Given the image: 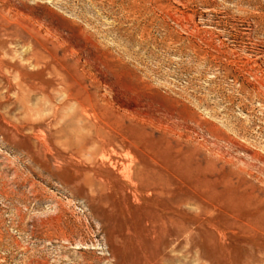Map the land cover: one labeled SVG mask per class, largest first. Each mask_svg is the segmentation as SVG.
<instances>
[{
	"label": "rangeland",
	"instance_id": "374dc122",
	"mask_svg": "<svg viewBox=\"0 0 264 264\" xmlns=\"http://www.w3.org/2000/svg\"><path fill=\"white\" fill-rule=\"evenodd\" d=\"M0 264H264V0H0Z\"/></svg>",
	"mask_w": 264,
	"mask_h": 264
}]
</instances>
